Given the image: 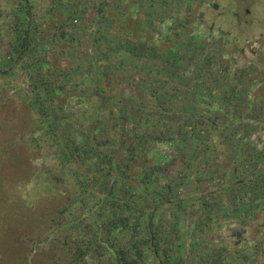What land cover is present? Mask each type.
<instances>
[{
  "label": "rangeland",
  "instance_id": "374dc122",
  "mask_svg": "<svg viewBox=\"0 0 264 264\" xmlns=\"http://www.w3.org/2000/svg\"><path fill=\"white\" fill-rule=\"evenodd\" d=\"M29 1L30 48L21 55L18 28L26 24L25 7L18 0H0V178L6 185L16 178L28 190L13 214L16 233L8 237L6 221L0 222L6 240L14 238L12 246L5 238L0 242V264H21L26 253L40 251L32 239L57 235L46 223L56 200L43 192L45 185L35 174L56 170L58 152L75 139L74 130H83L60 120L75 119L80 108L79 119L89 124L95 105L117 108L116 120L102 117L101 127L116 122L119 134L130 130L128 116L150 112L137 134L155 145L131 170L145 162L161 170L150 178L145 202L136 197L131 203L153 223L154 238L173 247L177 264H235L224 255L240 248L250 254L247 264H264V0ZM121 8L126 11L123 22L138 20L150 31L151 42L142 39L128 48L126 34L112 32L111 24L118 21L111 12ZM235 9L248 22L236 21ZM60 49L54 57L52 50ZM47 58L56 63L49 68L55 75L57 68L73 72L60 82L67 87L77 82L78 89L88 92L86 102L76 107L65 101L71 97L60 94L62 103L46 107V120L38 122L34 101L49 92L41 76L49 67ZM250 66L252 79H237ZM174 122L187 130L179 140L168 129ZM113 184L105 183L101 191L110 189L115 201L106 204L118 206L117 195L127 198L130 189ZM2 197L0 213L5 209ZM72 201L67 220L85 215ZM33 257L36 264H45L42 254ZM150 262L158 264L153 256Z\"/></svg>",
  "mask_w": 264,
  "mask_h": 264
},
{
  "label": "trees",
  "instance_id": "16d2710c",
  "mask_svg": "<svg viewBox=\"0 0 264 264\" xmlns=\"http://www.w3.org/2000/svg\"><path fill=\"white\" fill-rule=\"evenodd\" d=\"M18 1L25 7L23 20L26 24L18 28L20 34L18 39L22 47L21 55H23L25 50L30 48L31 37H29V22L32 17V5L29 0ZM124 14H126V11H123V8L118 13L111 12L114 23L118 21L117 24H111V27L113 26L112 30H114L112 32L120 37L126 34V39H128V44L125 43L126 47L130 48L132 46L131 43L137 41L142 43V39L145 40V43L151 42L152 37L149 35L150 31L144 29L138 20L130 21L132 24H126L123 22ZM128 18H132L131 13ZM182 21L184 24L181 25L185 27L188 20L184 18ZM114 26L118 30H115ZM130 36H133V39L129 38ZM137 37H139L138 40H136ZM61 51V49L52 50L55 54L54 57L61 55L63 52ZM47 60L44 64H47L46 66L49 67L41 72V76L43 82L45 81L47 83L49 92L39 100L34 101V104L38 108V122L46 120L47 116L44 110L46 107L57 108L62 103V101L60 102L58 100L60 94H62L61 97L63 95L67 96L66 99L71 97L65 101L71 104L72 107H76L79 103L84 104L86 102L85 98L88 92L86 88L78 89L79 85L76 84L77 82L75 83L76 87H67L66 84L60 82L59 78H64L67 74L72 78L71 75L73 72H63L62 69L57 68L59 70L56 72L57 75H55L49 69L50 64L56 68L55 61H50L48 58ZM253 70L254 68L251 66L242 69L237 73V79L241 77H244L245 81L252 79L250 78V73ZM217 74L212 73L214 77ZM83 81L86 80L83 79ZM105 95H107L106 92ZM102 100L104 99L102 98ZM89 101L91 100L89 99ZM95 107L92 113V121L89 124L84 123L82 121L83 119H79L81 116L80 108L74 114L75 119L78 118L76 122L73 121L75 119L72 117H69L68 120H60L62 124L66 122V124L75 127L79 124L83 127V130L80 132L74 130L76 132V134L74 133L76 136L75 139H72V142L67 144L66 150H61V154L58 152V156L56 157V170L52 168L50 170L40 169L35 174L39 178L38 183L43 182L45 185L42 189L43 192L48 193L49 196L52 195L53 199L56 200L54 207H50L49 211H47L51 214L46 218V223L51 228L56 229L57 235L49 238L45 234L37 239H32L33 243L37 242V249H40V251L35 248L32 249V254L26 253L21 264H36L37 261L33 255L37 254H42L45 264H152L150 262L152 256L158 264H177L176 260L173 259V247L169 243L161 241L160 238H154L156 232H154L153 223L150 222V219H144V212L141 207H137L131 203L136 197H140L139 199L145 202L144 199L147 196L146 193L148 192L150 178L158 174L161 170L159 165L146 164V162L136 167L135 170H131L134 162L146 160L150 148L155 145L153 139L141 140V137L137 134V132L142 131L144 128L143 126L149 116L147 114L150 112H146L145 114L136 113L128 116L126 125L130 130L119 134V128H117L116 122H108L106 126L101 127L102 117L116 120L117 108L113 105H95ZM249 108L247 107V109ZM120 109L122 111L121 107ZM233 110L235 111V109ZM239 113L242 116L245 115L244 111ZM151 115L156 114L152 113ZM168 129L178 140L187 131L182 122H174ZM132 130L136 133H130ZM155 135L158 136L159 134ZM46 138L47 136L44 135L43 139ZM109 141L111 142L110 145L108 144ZM53 150L55 153L57 152L56 148ZM261 157L264 160V153ZM82 168H89L90 171L83 173L80 170ZM246 180L248 181L249 179ZM260 180L264 191L263 174ZM10 181L13 184L6 185V179L0 178V194H4L5 196L4 199L2 197L5 209L2 208V212L0 213V222L6 221L5 226L8 237L16 233L14 232L16 225L12 223L13 214L16 212V207L23 201L21 198L25 194L24 192L28 191L20 187L21 185L18 179L15 178V182L13 180ZM110 181L114 183L113 185L120 183V185L127 187L122 189H130L129 191H125L127 193L129 192L127 198L126 195H122L121 193L117 195V201L120 203L118 206H114V204L109 206L106 204L107 201L115 198V196L111 198L112 194L110 195V189H107L105 192L101 191L102 186L105 183H110ZM247 181L243 183L245 184ZM33 183L29 182L30 185H33ZM70 201L76 202V208L82 207L85 209V212H83L85 215L81 218L67 220L68 217L65 215V212L67 207L70 206ZM114 201L112 200L113 203ZM24 203H28V206H31V203L28 201ZM123 204H126V206L124 207ZM260 205L263 207L262 211H264V202ZM244 221H247L246 217L243 218ZM61 227L63 228L61 229ZM203 230L204 228H202ZM33 231L36 232L38 230L35 229ZM4 236H6L4 232L2 234L0 233V242H4ZM15 239L16 242H19V239ZM5 241H7L6 238ZM13 241L14 238L7 241L9 246H12ZM44 243H47V245L42 247ZM225 255V260L232 259L235 264H247L251 261L250 254L245 248L236 249L230 257L229 255ZM15 264L19 263L17 262Z\"/></svg>",
  "mask_w": 264,
  "mask_h": 264
},
{
  "label": "flooded vegetation",
  "instance_id": "af4514ba",
  "mask_svg": "<svg viewBox=\"0 0 264 264\" xmlns=\"http://www.w3.org/2000/svg\"><path fill=\"white\" fill-rule=\"evenodd\" d=\"M213 5L215 8L218 6V4H216V3H214ZM244 12H245V15L247 16L249 14L250 10L246 8V10ZM232 15L234 16L236 21H239L242 24H245L246 22H248V20H247L248 18H243L241 15V11H239L237 9L233 10Z\"/></svg>",
  "mask_w": 264,
  "mask_h": 264
}]
</instances>
